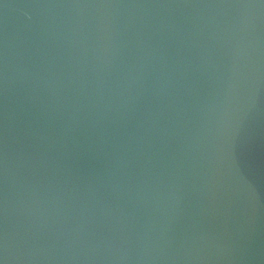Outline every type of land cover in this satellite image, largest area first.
Masks as SVG:
<instances>
[{
	"label": "water",
	"instance_id": "1",
	"mask_svg": "<svg viewBox=\"0 0 264 264\" xmlns=\"http://www.w3.org/2000/svg\"><path fill=\"white\" fill-rule=\"evenodd\" d=\"M0 264H264V0H0Z\"/></svg>",
	"mask_w": 264,
	"mask_h": 264
}]
</instances>
